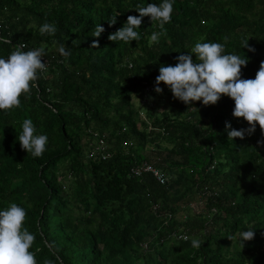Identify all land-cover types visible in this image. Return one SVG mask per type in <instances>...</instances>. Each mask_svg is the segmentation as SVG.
Segmentation results:
<instances>
[{"label": "trees", "instance_id": "1", "mask_svg": "<svg viewBox=\"0 0 264 264\" xmlns=\"http://www.w3.org/2000/svg\"><path fill=\"white\" fill-rule=\"evenodd\" d=\"M149 3L162 0H0V57L22 42L25 51L43 47L47 66L19 108L0 110V210H26L38 264H264L259 125L228 139L226 122L249 126L233 117L231 98L185 105L163 83L162 94L154 90L160 65L174 66L197 42L246 56L241 78L254 79L264 61V0H174L159 43H150L161 30L149 17L139 41L108 40ZM44 23L56 25L55 35H41ZM99 24L105 31L93 37ZM26 118L48 137L39 158L18 141ZM100 139L104 159L93 153ZM143 165L164 181L153 171L136 175ZM247 230L255 236L242 247Z\"/></svg>", "mask_w": 264, "mask_h": 264}, {"label": "clouds", "instance_id": "2", "mask_svg": "<svg viewBox=\"0 0 264 264\" xmlns=\"http://www.w3.org/2000/svg\"><path fill=\"white\" fill-rule=\"evenodd\" d=\"M173 5L174 0H162L159 5H137L135 10L139 15H129L125 24L110 34L108 40L126 44L139 41L137 29L141 27L143 19L149 17L151 23L157 22L161 30L152 33L150 43H159L160 37L167 34L165 24L171 22ZM115 23L116 19L109 21L110 26ZM39 31L41 35H55L57 27L44 23ZM104 31L99 24L92 36L98 38ZM248 40L245 38L241 41L242 47L254 52ZM26 47V44L18 43L7 58L0 57V110L5 112L19 108L20 97L29 96L31 85L39 79V73L47 71L43 59L45 49L40 47L25 51ZM90 47L98 49V40H94ZM58 51L61 55H69L64 45H60ZM192 54H195V61ZM176 59L178 62L174 66L160 65L159 75L155 78L154 90L157 94H162L163 89L159 85L163 83L173 98L185 105L198 101L204 106L215 105L222 96H227L234 101L233 117L243 118L249 125L237 130L226 122L228 139L251 136L257 124L264 135V61H261L254 79H242V66H247L249 59L233 53L226 54L224 43L197 42L188 54H181ZM18 141L22 150L39 158L46 151L48 137L37 134L33 121L26 118L22 122ZM257 143L264 145V140ZM26 216V210L16 203H10L0 210V264H38L35 253L30 251L36 237L24 227ZM254 236V230L242 231L239 233V243L244 247V241H251ZM227 238L232 241L235 237ZM183 239L189 238L185 236ZM202 243L200 239H191L194 249H199ZM45 264H51V261H45Z\"/></svg>", "mask_w": 264, "mask_h": 264}, {"label": "built area", "instance_id": "3", "mask_svg": "<svg viewBox=\"0 0 264 264\" xmlns=\"http://www.w3.org/2000/svg\"><path fill=\"white\" fill-rule=\"evenodd\" d=\"M107 147H105V143L103 141V139L99 140V144L97 145V147L95 148V151H93V153H97V154H101L102 158L104 159L108 154L105 152V149ZM92 153V154H93ZM142 171L146 172V171H153V174L157 177V180H159L160 182L164 181V178L161 176V174H159L158 172L152 170V167L147 166V165H143L141 166L140 169H138L135 174L139 175Z\"/></svg>", "mask_w": 264, "mask_h": 264}, {"label": "rangeland", "instance_id": "4", "mask_svg": "<svg viewBox=\"0 0 264 264\" xmlns=\"http://www.w3.org/2000/svg\"><path fill=\"white\" fill-rule=\"evenodd\" d=\"M200 200H201V199H200L198 196H196L195 200L191 202L190 207H192V208H196L197 206H199V205H200V202H201ZM197 202H198L199 204H198ZM179 215H181V214H179Z\"/></svg>", "mask_w": 264, "mask_h": 264}]
</instances>
